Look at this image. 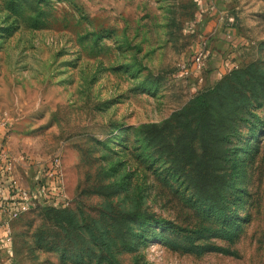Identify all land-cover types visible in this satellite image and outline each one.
<instances>
[{
	"label": "rangeland",
	"instance_id": "rangeland-1",
	"mask_svg": "<svg viewBox=\"0 0 264 264\" xmlns=\"http://www.w3.org/2000/svg\"><path fill=\"white\" fill-rule=\"evenodd\" d=\"M263 62L264 0H0L4 142L36 171L59 160L73 213L69 236L48 206L13 219L2 264H264V134L234 141L222 218L140 128Z\"/></svg>",
	"mask_w": 264,
	"mask_h": 264
},
{
	"label": "trees",
	"instance_id": "trees-1",
	"mask_svg": "<svg viewBox=\"0 0 264 264\" xmlns=\"http://www.w3.org/2000/svg\"><path fill=\"white\" fill-rule=\"evenodd\" d=\"M262 115L264 62L233 71L163 123L140 128L156 159H165L168 171H172L171 175H178L187 181L195 202L226 218V206L230 198L228 194L234 196L233 192H229L234 181L232 161L235 152L242 149L234 141L238 138L248 139L245 135L255 139L256 133L264 134ZM243 130H247L245 134H242ZM241 151L246 153L244 149ZM253 157L251 153L250 159ZM48 210L63 216L59 223L65 236H69V229H73V213L66 207H48ZM121 213L127 222L142 225L146 221L140 208L124 209ZM151 219L158 221L154 216ZM128 231L134 235V225L129 224ZM122 244V253L136 250L127 241ZM99 257L100 261L114 264V255L109 250L102 249Z\"/></svg>",
	"mask_w": 264,
	"mask_h": 264
},
{
	"label": "built area",
	"instance_id": "built-area-1",
	"mask_svg": "<svg viewBox=\"0 0 264 264\" xmlns=\"http://www.w3.org/2000/svg\"><path fill=\"white\" fill-rule=\"evenodd\" d=\"M196 62L201 66L203 57L199 56ZM3 126L4 124L0 123V215L7 216L3 226L8 230L13 219H17L31 208H67V199L60 188L57 159L53 164L38 170L36 190H25L17 185L12 175L11 153L3 145Z\"/></svg>",
	"mask_w": 264,
	"mask_h": 264
},
{
	"label": "crops",
	"instance_id": "crops-1",
	"mask_svg": "<svg viewBox=\"0 0 264 264\" xmlns=\"http://www.w3.org/2000/svg\"><path fill=\"white\" fill-rule=\"evenodd\" d=\"M225 2V1H224ZM215 14V12H213ZM219 18V16H218ZM217 22V19H214ZM3 136V135H2ZM3 138V145L6 149L8 148L7 142H4ZM11 153V163L13 165L12 175L15 179V182L19 187L25 190L34 191L36 190V174L39 169H42L44 166H39L37 171L35 168L31 167L27 161H25L22 157H19L17 154ZM7 220V216L0 215V264L5 260L6 257L10 255V250L8 249V245H6V236L7 232L3 226L4 222Z\"/></svg>",
	"mask_w": 264,
	"mask_h": 264
}]
</instances>
